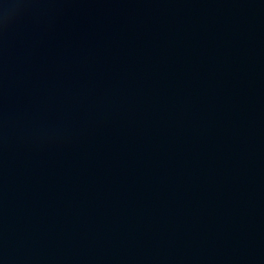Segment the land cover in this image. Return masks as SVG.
I'll use <instances>...</instances> for the list:
<instances>
[{
	"label": "water",
	"instance_id": "obj_1",
	"mask_svg": "<svg viewBox=\"0 0 264 264\" xmlns=\"http://www.w3.org/2000/svg\"><path fill=\"white\" fill-rule=\"evenodd\" d=\"M0 264H264V0H0Z\"/></svg>",
	"mask_w": 264,
	"mask_h": 264
}]
</instances>
